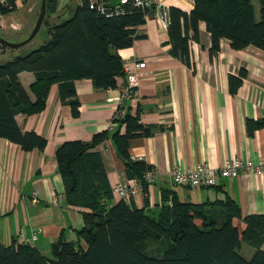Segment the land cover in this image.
Here are the masks:
<instances>
[{
  "label": "trees",
  "instance_id": "obj_1",
  "mask_svg": "<svg viewBox=\"0 0 264 264\" xmlns=\"http://www.w3.org/2000/svg\"><path fill=\"white\" fill-rule=\"evenodd\" d=\"M16 1L0 0V15L14 12ZM57 1L46 0L44 40L0 63V138L23 150H41L47 142L34 131H22L15 116L42 111L53 84L62 87L74 116L79 105L74 80L90 79L98 90L115 88L117 77L124 76L117 50L141 38L136 27L154 14L152 5L142 7L134 0L110 7L105 5L109 0H78L66 5L65 17L57 16L50 24L47 18L56 13ZM200 21L210 35V56L222 38L235 50H264V0H193L189 12L174 6L166 10L169 53L187 66L189 41L198 40ZM7 49L0 44L1 52ZM24 71L33 75L28 88L18 77ZM245 74L241 69L237 76L229 75L230 93L237 91ZM125 101L118 107L121 114L112 118L118 124L113 132L102 130L88 142L64 141L55 150L66 202L80 209L83 220L76 238L66 240L61 233L51 243L50 256L23 240L0 244V264H264V214L243 215L227 194L212 201H183L174 189L162 188L157 212L120 199L111 202L102 156L91 150L98 143L110 136L125 176L138 179L143 192L148 186L143 175L151 169L132 159L128 148L131 138L149 136L153 129L140 121L138 109L131 113ZM245 124L251 135L264 128V117L248 118ZM242 242L249 247L243 248L247 255L241 253Z\"/></svg>",
  "mask_w": 264,
  "mask_h": 264
},
{
  "label": "crops",
  "instance_id": "obj_2",
  "mask_svg": "<svg viewBox=\"0 0 264 264\" xmlns=\"http://www.w3.org/2000/svg\"><path fill=\"white\" fill-rule=\"evenodd\" d=\"M77 1L58 0L56 13L47 18L48 23H55L57 16L64 17L66 5ZM150 1L154 14L136 27L143 36L130 47L117 50L123 63L145 62L125 105L131 113L138 109L140 121L153 129L151 135L136 136L129 142L130 157L155 170V181L148 184L146 192L135 188L131 206L157 212L161 207L160 189L171 188L183 201H212L227 194L243 215L264 214V174L220 178L209 188L173 185L170 178L176 166L187 168L206 162L217 168L227 158L264 160V128L250 135L245 124L248 118L264 117V50L254 46L235 50L228 39L222 38L219 50L210 56V35L200 21L198 40L189 41L191 65L187 66L170 55L166 22L161 16L170 6L189 12L193 0ZM16 4L18 8L19 0ZM10 14L1 15V21ZM42 25L47 33V25ZM0 26L5 35L21 31L3 27L2 23ZM29 26L28 22L26 34L19 40L29 34ZM16 53L0 51V58H7L4 62ZM241 69L245 77L237 91L230 93L228 77L237 76ZM18 77L25 88L33 81L30 72H21ZM124 79L117 77L116 87L106 90L95 89L90 79L74 80L79 103L76 116L58 84L50 87L42 111L15 116L22 131H34L47 143L41 150H23L0 138V244L35 235L30 243L50 256L51 243L61 233L66 240L76 238L75 231L82 227L83 220L80 209L66 202L55 150L64 141L88 142L102 130L113 132L117 128L112 118L118 111ZM91 150L101 154L111 189L116 183L132 185L110 136ZM112 194L113 203L118 197Z\"/></svg>",
  "mask_w": 264,
  "mask_h": 264
},
{
  "label": "built area",
  "instance_id": "obj_3",
  "mask_svg": "<svg viewBox=\"0 0 264 264\" xmlns=\"http://www.w3.org/2000/svg\"><path fill=\"white\" fill-rule=\"evenodd\" d=\"M3 1V0H1ZM126 2V0H120V3ZM134 2L142 7H149L151 5L150 0H134ZM162 20L166 22V12H162ZM1 20V15H0ZM10 26L13 29H19V26L15 23H11ZM145 67V62H136L134 64L123 63L122 69L124 73V85L120 89L119 105L127 99L132 92V88L137 83L138 72ZM121 113L116 112V117ZM264 174V160L253 162L251 160H242L238 158H227L224 160L220 167H212L206 162L199 163L192 167H174L170 172V178L173 185L185 186L188 188H208L216 185L220 178H236L240 175ZM143 179L148 184H152L155 181V170L153 168L146 171L143 175ZM131 181V186L116 183L112 187V191L116 193L118 199L123 200L126 203L130 202L132 194L135 192V188L140 187L138 179L134 178ZM60 197V196H59ZM35 239V235L24 238L23 241L29 243Z\"/></svg>",
  "mask_w": 264,
  "mask_h": 264
},
{
  "label": "rangeland",
  "instance_id": "obj_4",
  "mask_svg": "<svg viewBox=\"0 0 264 264\" xmlns=\"http://www.w3.org/2000/svg\"><path fill=\"white\" fill-rule=\"evenodd\" d=\"M40 1L41 0H19V7L14 12H12L9 16L4 17V20H2V21L0 20V23H2L3 27L6 26L8 28H9L11 23H15V25L17 23V25L19 26V29L21 31H19L18 33L14 31L13 33H17L14 35H5L2 32H0V36L5 38L6 40H8L10 42H17L23 35L26 34V33H24V31L26 30V28H28V22L30 23L29 28L31 27L30 28V30H31L34 23H35V20L37 18L38 12H39ZM0 28H1V26H0ZM10 28L13 29L11 26H10ZM19 29H17V30H19ZM1 30H3V29H0V31ZM13 30H16V29H13ZM46 35H47L46 29H45L44 25H42L40 27V29L38 30L37 34L35 35V37L32 40H30L27 44L18 48L17 50L19 51V53L23 54L29 50L36 48L44 40ZM18 51H16L15 49H7L5 52L8 54H12V53L18 52ZM11 57H12V55H10L8 59H10ZM4 59H7V58L1 57L0 62H2ZM243 248H249L244 242H242V244H241V249H242L241 253L244 255H247L246 250L244 252Z\"/></svg>",
  "mask_w": 264,
  "mask_h": 264
},
{
  "label": "water",
  "instance_id": "obj_5",
  "mask_svg": "<svg viewBox=\"0 0 264 264\" xmlns=\"http://www.w3.org/2000/svg\"><path fill=\"white\" fill-rule=\"evenodd\" d=\"M119 3H120V0H109L105 5L110 7V6L118 5ZM45 13H46V0H41L37 18L35 20V23H34L32 29L30 30L29 34L27 35V37L24 38L23 40H20L17 42H10V41H8L5 38L0 36V44L6 46L8 48H11V49H17V48H20L21 46L27 44L30 40H32L35 37L38 30L40 29V26H41L43 19L45 17Z\"/></svg>",
  "mask_w": 264,
  "mask_h": 264
}]
</instances>
